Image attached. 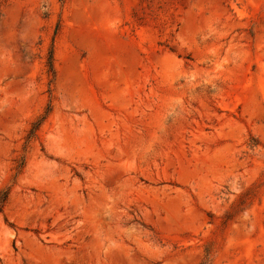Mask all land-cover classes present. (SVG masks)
Returning <instances> with one entry per match:
<instances>
[{"label":"rangeland","instance_id":"374dc122","mask_svg":"<svg viewBox=\"0 0 264 264\" xmlns=\"http://www.w3.org/2000/svg\"><path fill=\"white\" fill-rule=\"evenodd\" d=\"M6 192L0 264H264V0H0Z\"/></svg>","mask_w":264,"mask_h":264},{"label":"trees","instance_id":"16d2710c","mask_svg":"<svg viewBox=\"0 0 264 264\" xmlns=\"http://www.w3.org/2000/svg\"><path fill=\"white\" fill-rule=\"evenodd\" d=\"M51 69H52V71H53L52 64H51ZM37 127H38V126H37ZM35 129H37V128H35ZM7 199H8V193H7V192H6L5 194H2V195L0 196V214L3 213V210H4L5 205H6V203H7Z\"/></svg>","mask_w":264,"mask_h":264}]
</instances>
